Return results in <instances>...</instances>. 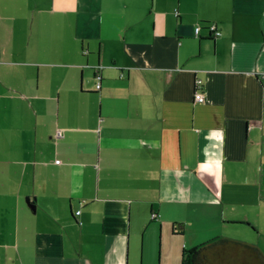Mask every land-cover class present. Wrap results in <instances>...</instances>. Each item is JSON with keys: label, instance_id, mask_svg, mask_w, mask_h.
<instances>
[{"label": "crops", "instance_id": "crops-1", "mask_svg": "<svg viewBox=\"0 0 264 264\" xmlns=\"http://www.w3.org/2000/svg\"><path fill=\"white\" fill-rule=\"evenodd\" d=\"M164 232L264 255V0H0V264Z\"/></svg>", "mask_w": 264, "mask_h": 264}, {"label": "trees", "instance_id": "trees-1", "mask_svg": "<svg viewBox=\"0 0 264 264\" xmlns=\"http://www.w3.org/2000/svg\"><path fill=\"white\" fill-rule=\"evenodd\" d=\"M181 264H264V255L253 244L219 238L182 253Z\"/></svg>", "mask_w": 264, "mask_h": 264}, {"label": "rangeland", "instance_id": "rangeland-1", "mask_svg": "<svg viewBox=\"0 0 264 264\" xmlns=\"http://www.w3.org/2000/svg\"><path fill=\"white\" fill-rule=\"evenodd\" d=\"M166 232H164V236L158 234V236L153 237L149 242L146 241V244L144 245L145 247L143 246L142 251L139 252L140 253L139 257L138 256L136 257L137 259H139L140 264H172L173 258L171 257V254L168 253L167 251V245L172 243L171 240L172 237L171 234L169 233L170 231L168 233ZM243 237H247V236H243ZM243 239H248V238H242V240L239 241L245 242L246 240ZM208 241L210 240L199 242L200 243L199 245L206 243ZM186 244L189 245L187 242ZM188 247H189L188 249L191 248L190 246Z\"/></svg>", "mask_w": 264, "mask_h": 264}, {"label": "built area", "instance_id": "built-area-1", "mask_svg": "<svg viewBox=\"0 0 264 264\" xmlns=\"http://www.w3.org/2000/svg\"><path fill=\"white\" fill-rule=\"evenodd\" d=\"M210 30H211V32H212V36H214L215 38H217L218 37V35H220V32L219 31H217V29H216V26H211L210 27ZM200 31H201V29L200 28H197L196 29V35L197 34H200ZM97 88H98V90L101 88V85H97ZM202 101H205V96L202 94V93H200V92H197L196 94H195V102H198V103H202ZM78 214L80 215V212H78ZM155 216V215H154Z\"/></svg>", "mask_w": 264, "mask_h": 264}]
</instances>
